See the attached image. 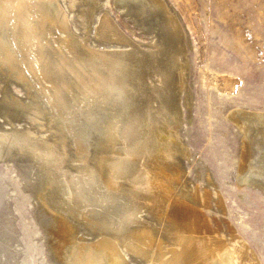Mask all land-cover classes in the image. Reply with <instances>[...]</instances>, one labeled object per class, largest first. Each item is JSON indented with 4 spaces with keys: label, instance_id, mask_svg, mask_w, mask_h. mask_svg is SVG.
<instances>
[{
    "label": "bare ground",
    "instance_id": "1",
    "mask_svg": "<svg viewBox=\"0 0 264 264\" xmlns=\"http://www.w3.org/2000/svg\"><path fill=\"white\" fill-rule=\"evenodd\" d=\"M115 1L153 32V49L124 35L108 11L95 35L111 44L90 42L98 0H65L85 5L84 33L72 29L62 0H0V162H16L22 187L33 191L32 218L51 257L260 264L230 224L231 245L218 220L211 226L203 210L211 193L190 188L180 163L190 155L179 130L183 102L192 99L175 8L170 0ZM228 116L242 132L236 181L264 193V110L241 107Z\"/></svg>",
    "mask_w": 264,
    "mask_h": 264
},
{
    "label": "rangeland",
    "instance_id": "2",
    "mask_svg": "<svg viewBox=\"0 0 264 264\" xmlns=\"http://www.w3.org/2000/svg\"><path fill=\"white\" fill-rule=\"evenodd\" d=\"M62 1L72 29L84 33L80 10L85 5L72 8ZM98 1L88 34L90 42L111 44L95 35L98 17L108 11L124 35L137 39L142 47L154 48L152 31H143L140 22L129 17L115 0ZM170 1L186 33L185 58L190 69L192 102L187 106L182 100L184 120L179 130L190 150L189 157L180 161L187 184L198 186L201 194L210 191L209 204L203 210L211 226L218 220L220 234L231 245L230 224L238 241L248 245L250 257L255 255L264 264V193L236 181L242 132L228 116L241 107L264 110V0ZM10 86L21 95L26 92L16 83ZM4 123L0 119V125ZM15 163L0 162V264H60L51 257L47 234L32 218L33 191L22 187ZM147 216L158 226L164 223L153 211ZM128 257L132 264H143L131 254Z\"/></svg>",
    "mask_w": 264,
    "mask_h": 264
},
{
    "label": "water",
    "instance_id": "3",
    "mask_svg": "<svg viewBox=\"0 0 264 264\" xmlns=\"http://www.w3.org/2000/svg\"><path fill=\"white\" fill-rule=\"evenodd\" d=\"M121 110H123V109H121ZM117 116H119V115H117ZM97 257L99 256V254L97 253V255H96ZM72 258H75L76 259V256L75 255H72Z\"/></svg>",
    "mask_w": 264,
    "mask_h": 264
}]
</instances>
